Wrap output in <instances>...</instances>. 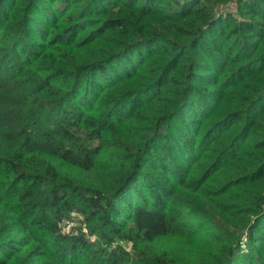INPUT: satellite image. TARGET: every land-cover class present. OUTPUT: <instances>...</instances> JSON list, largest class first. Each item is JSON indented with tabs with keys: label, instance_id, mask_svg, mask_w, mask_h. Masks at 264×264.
<instances>
[{
	"label": "trees",
	"instance_id": "1",
	"mask_svg": "<svg viewBox=\"0 0 264 264\" xmlns=\"http://www.w3.org/2000/svg\"><path fill=\"white\" fill-rule=\"evenodd\" d=\"M0 264H264V0H0Z\"/></svg>",
	"mask_w": 264,
	"mask_h": 264
},
{
	"label": "rangeland",
	"instance_id": "2",
	"mask_svg": "<svg viewBox=\"0 0 264 264\" xmlns=\"http://www.w3.org/2000/svg\"><path fill=\"white\" fill-rule=\"evenodd\" d=\"M80 220H81V216L77 213H72L69 218L64 219V228L62 229L63 233L64 234H70L71 233L73 235H78L79 232L81 231L83 234H85L87 237H89V239H93L94 235H90L87 232V229L80 222ZM128 245H129V243H128ZM129 247H130V245H129ZM242 247H243V249H245V244H242Z\"/></svg>",
	"mask_w": 264,
	"mask_h": 264
}]
</instances>
